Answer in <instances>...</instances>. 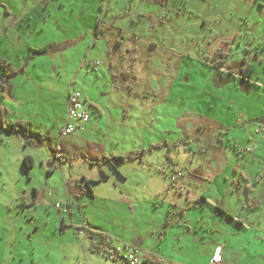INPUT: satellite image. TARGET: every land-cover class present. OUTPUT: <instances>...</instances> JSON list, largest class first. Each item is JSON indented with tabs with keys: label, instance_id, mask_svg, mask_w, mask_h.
<instances>
[{
	"label": "crops",
	"instance_id": "1",
	"mask_svg": "<svg viewBox=\"0 0 264 264\" xmlns=\"http://www.w3.org/2000/svg\"><path fill=\"white\" fill-rule=\"evenodd\" d=\"M0 62L2 120L39 135L0 126V264H264V125L229 140L264 88V0H0ZM73 91L90 120L62 136Z\"/></svg>",
	"mask_w": 264,
	"mask_h": 264
},
{
	"label": "built area",
	"instance_id": "2",
	"mask_svg": "<svg viewBox=\"0 0 264 264\" xmlns=\"http://www.w3.org/2000/svg\"><path fill=\"white\" fill-rule=\"evenodd\" d=\"M95 65H99V62H95ZM89 120L90 115L84 108V98L81 92H70L67 97L65 123L59 130L60 135L64 136L72 134L77 130H83V127L89 122ZM262 131L264 132V128ZM56 159L59 163H61L64 158L60 154H57ZM181 177V172H175L170 176V179L172 183H177ZM60 207L61 205L59 203L55 204L56 209H60ZM221 254L222 247L220 245H215L208 264H221ZM108 257L112 259L119 258L120 260L128 262L129 264H145L144 262L147 260H140L136 257L135 250L129 248L125 249L122 254H109Z\"/></svg>",
	"mask_w": 264,
	"mask_h": 264
},
{
	"label": "rangeland",
	"instance_id": "3",
	"mask_svg": "<svg viewBox=\"0 0 264 264\" xmlns=\"http://www.w3.org/2000/svg\"><path fill=\"white\" fill-rule=\"evenodd\" d=\"M181 5V4H180ZM182 6V5H181ZM183 10V9H182ZM182 10H181V13H182ZM171 15V14H170ZM183 18H188L189 17V14L188 13H185L183 16H182ZM167 22V21H166ZM144 23H150V22H144ZM187 41H184V45L186 46V45H188L187 43H186ZM190 44H191V40H190ZM201 50L202 49H200L198 46L195 48V54H200V52H201ZM260 82H262L261 80H260ZM234 94H237V92L236 91H234L233 93H232V95H234ZM231 95V96H232ZM248 95V94H247ZM259 95V96H258ZM258 95H254V97H255V99H250V100H252V102H254V107H253V109H245V111H244V116L246 117L245 119H246V121L248 122V123H246V121L244 122V125L243 126H245V127H239V126H237V127H235L234 126V129L232 128L231 130H233V131H231V134H230V136H229V140H231V144H232V146H234V150H235V147L237 146V147H239V148H244V147H240V144H244V143H246V139H247V133H250V135H251V132L254 130L255 131V128H256V124H258V123H261L262 125H264V88L259 92V94ZM230 96V97H231ZM250 98L252 97L251 95H248ZM232 98H236L235 96H232ZM256 112H257V117H255V115H256ZM252 113L254 114L253 116H254V118H252ZM248 125H250L251 126V128L247 131V133H246V135H245V133H244V129L246 128V126H248ZM252 137H254V140L255 139H261V141H259L258 143H260V145L259 146H257L256 147V145L253 147V146H251L250 148H252L253 147V149L255 150V152L256 153H262V152H264V135H262V134H257V135H251ZM258 143H256V144H258ZM252 149V150H253ZM262 151H261V150ZM164 157H162L161 158V160H162V162L164 163V166L166 167L167 166V160H166V155L164 154L163 155ZM186 155L184 154V153H180V158H179V160H178V162L181 164L182 162L184 163L185 161H186ZM172 175V174H171ZM170 175V176H171ZM170 181H171V179H170ZM172 183V182H171ZM259 190L260 191H263L264 190V177H262V181H261V183H260V185H259ZM74 228H76L75 226L73 227V230H74ZM74 231H76V233H78V231L75 229ZM83 241V240H82ZM83 263V261H81L80 262V264H82Z\"/></svg>",
	"mask_w": 264,
	"mask_h": 264
},
{
	"label": "trees",
	"instance_id": "4",
	"mask_svg": "<svg viewBox=\"0 0 264 264\" xmlns=\"http://www.w3.org/2000/svg\"><path fill=\"white\" fill-rule=\"evenodd\" d=\"M33 54H42L45 52V49H41V50H36V51H31ZM218 56L220 57L218 63L214 64L213 67H215L217 70H219L222 73L227 72L228 74H232L231 71H226L223 70V65H224V61L223 58H225V55L222 54L221 52H217L214 55V59L215 57ZM0 65L3 67L4 70V74L5 76L11 74L13 71L8 67V65L6 63L0 62ZM240 74H241V78L243 80H245L247 83H252V71L250 68L246 67V68H242L240 70ZM4 80L0 81V84H3ZM1 88H3V86H1ZM0 126L2 127V130L7 133V134H23L25 136H29V137H37L39 138V135L35 132L32 131V128L30 126V124L28 123H24V122H10V123H4V121L2 120V117L0 115ZM166 146V144H164ZM160 146V145H158ZM154 147V146H152ZM151 147V148H152ZM150 149H148L147 151H149ZM146 150H141L135 153H130L127 156L124 157H120V156H113L112 159L116 160V161H127V160H134L139 158L141 155H143V153H145ZM25 165H30L31 161L29 160V158H25ZM85 184H88L87 182ZM88 189V187H86ZM89 236L90 238H94L97 237L99 238L101 241L102 240H106V237L104 235H102L101 233H94L92 231H89ZM91 248H93V245L91 246ZM92 250V249H91ZM118 260H120L119 258H116ZM115 260V259H114ZM124 263L129 264L128 262L122 261ZM145 264L147 263V260L144 262ZM153 263V262H152Z\"/></svg>",
	"mask_w": 264,
	"mask_h": 264
},
{
	"label": "water",
	"instance_id": "5",
	"mask_svg": "<svg viewBox=\"0 0 264 264\" xmlns=\"http://www.w3.org/2000/svg\"><path fill=\"white\" fill-rule=\"evenodd\" d=\"M7 79V78H6Z\"/></svg>",
	"mask_w": 264,
	"mask_h": 264
}]
</instances>
